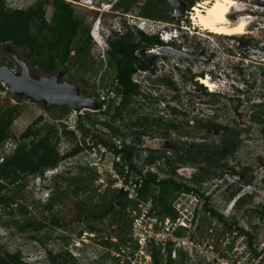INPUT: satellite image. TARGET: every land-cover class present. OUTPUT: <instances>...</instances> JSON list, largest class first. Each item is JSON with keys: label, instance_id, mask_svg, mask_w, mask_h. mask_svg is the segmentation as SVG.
<instances>
[{"label": "rangeland", "instance_id": "rangeland-1", "mask_svg": "<svg viewBox=\"0 0 264 264\" xmlns=\"http://www.w3.org/2000/svg\"><path fill=\"white\" fill-rule=\"evenodd\" d=\"M37 1L7 0V3L12 8L26 9ZM64 1L72 5L75 14L90 28V35L91 37L93 35L95 40L92 38L93 45L89 59L79 63L75 62V59H71L68 70L60 69L63 72L61 80L77 85L80 91L86 90L87 96L99 104L104 102L102 110H105L109 104L118 106L121 102V94L114 90L117 80L107 56L108 40L107 38H98L100 35L97 28L105 26L106 22H110V19L113 18L117 29L121 30L122 34L126 32L127 28L122 24V20L125 19L124 14L127 12L126 7L118 5L129 3V0H111L110 2L108 0L107 5L99 3L98 0ZM187 1L191 2L192 0ZM204 1L195 2L194 6L197 3H204ZM237 2L240 6L238 10L232 11L229 18L234 22L241 15H250L249 33L232 37L209 34V32L195 27L189 19L190 24L180 23L181 26L188 27V37L180 39L181 41H177V44L181 43L189 50L203 48L205 53L210 54L212 58L209 61L202 60L195 63L156 59V65L162 69V74L174 76L180 85L181 91L177 94L180 95V100L176 104L185 115L175 116L173 113L165 111L167 107L165 101H170V97L162 99L160 106L157 107L142 94L137 98L134 97L130 104L122 107L121 116L118 118L112 119L110 115L102 113L100 109L91 111V119L110 121L115 127L120 128L123 135L113 136L103 125L97 124L91 127L89 121H84L87 128L90 126V132L85 141L89 146H93L95 136H102L110 139L116 145L129 144L135 140L138 131L147 130V133L141 136V144L138 146L139 155L134 158L137 168L144 175L152 172L159 179L173 176L179 182L194 185L199 191L198 194L210 198V207L223 216L228 224L237 222L240 228L252 233L254 247L258 251H262L263 254L264 134L261 131L262 126L252 121V116L264 114V56L257 58L255 55H249L247 51L248 47L264 51V33L262 32V28H264V0H237ZM144 3L145 0H138L136 5L129 7L128 14L131 17L128 16L127 20L131 25L144 19L143 17L136 18L138 14L140 15V8ZM98 8H101L104 13L96 12L99 10ZM51 14L52 8L47 5L48 20ZM134 25L131 27L132 33L134 39L138 41L139 35ZM177 26L175 25V27ZM168 28L173 29L174 26L172 28L171 25H168ZM156 30L157 28L154 30V34H156ZM5 47V44L0 45V65L8 66V63L12 62V69L19 72L20 67L16 65L12 57L17 54L20 59L26 60L25 51L15 49L14 52L7 53ZM74 55L75 51L72 52V56ZM140 56L145 58L143 53H140ZM150 60L152 61V58ZM175 63L182 70L192 66L194 70H202L208 74L206 76L214 86L212 91L197 81L203 87L202 92H197L195 87L193 88L190 83L183 80V74L173 72ZM29 68L33 77L45 75L38 67L29 64ZM206 76L203 78H207ZM137 77L138 73L132 76V80L137 81ZM142 91L150 93V90H146L145 86ZM163 93L171 96L175 94L173 91L169 93L167 90H163ZM195 97H199L198 102H202V105L198 103L192 108L190 99L193 98L196 101ZM14 104L20 105L21 109L20 116L11 127V133L15 137H19L40 116L44 119L42 124L45 122L58 123L53 115L55 107H47L44 102L38 103L24 96L18 98L8 86H3V89H0V116L7 107ZM195 108L199 109L197 113ZM84 112L72 110L62 120L63 124H66L71 130L73 123L77 122L79 116ZM197 120L205 121L209 128L207 130L197 128ZM139 121H141L140 124ZM170 123L177 124L178 128L168 130L167 125ZM215 124L227 125L236 130L237 138L240 141L239 147L233 155L226 160L208 165L212 171L221 176H209L196 182L193 176L199 171L189 164L178 165L175 173H172V167L177 165L175 153L183 151L186 147L185 144H193L194 149L196 147L200 150H207L213 143L221 142L224 134L222 131H216ZM77 137V142L83 138L81 134H78ZM157 140H164L168 147L161 148L156 142ZM17 143L18 141L13 138L7 141L0 149V156L11 153ZM74 145L75 141L61 137L58 150L60 154H64ZM148 150L164 152L168 159L147 164L145 160L149 154ZM113 162L121 164V161H117L111 152L102 146H94L92 149H87L60 163L57 171H46L43 177L39 175L27 176L20 184L8 189L7 196L16 195L18 197L16 203L11 204L9 208L0 204V251L19 253L26 264H51L47 258L48 251H52L54 254L64 253L66 242L71 238L67 248L73 255V259L67 264H112L115 263V259L119 260V264L120 262L128 264V256L132 253L135 245V239L131 232L123 231L121 233L118 230V226L121 224L113 223L111 216L96 223L88 219V215L92 211L96 213L102 211V206L94 205L102 204L103 197L116 199L113 191L118 189L116 187L118 183L108 171V166ZM203 165L205 164H201V166ZM245 168L247 171H244ZM117 170L121 173L120 168ZM57 174H62L61 176L64 178L80 175L88 187L79 196H75L72 193L75 185L69 184L67 181H52ZM124 174L121 173V177ZM132 174L134 175L136 172ZM94 177L96 180L90 183ZM251 177H253L252 182L247 184L246 181ZM49 184L51 188L46 190L45 186ZM238 188H240L239 195L248 196L247 203L240 209L234 207L235 199L230 200L229 198L231 193ZM153 193L157 194L156 187L153 188ZM142 199L151 201V196L148 199ZM49 201L54 203L52 211L45 210ZM83 202L86 207L82 205ZM172 206L177 213L176 218L171 217L173 221L175 220L176 225L173 227L172 234L166 239V245L164 247L160 245L163 249V264H264V254L257 259L253 258L247 247L246 237L237 236L220 221L209 216L204 211L203 200L198 195L180 193L172 199ZM136 213H138L137 208L131 205L128 208L131 220ZM152 215L157 216L156 212ZM54 216L66 220L69 227L64 230L54 229L51 226V218ZM159 218L165 217L160 216ZM32 220L44 221L46 227L38 232L28 228L24 229V224ZM93 224L101 229L100 233L89 232V226ZM149 229L147 226V230ZM81 230L83 233L80 235ZM103 238H108L114 247L123 249L122 255L116 257V249L110 248L108 251L103 248L100 245V239ZM76 244L78 248H75ZM127 246H132V249L125 248Z\"/></svg>", "mask_w": 264, "mask_h": 264}, {"label": "trees", "instance_id": "trees-1", "mask_svg": "<svg viewBox=\"0 0 264 264\" xmlns=\"http://www.w3.org/2000/svg\"><path fill=\"white\" fill-rule=\"evenodd\" d=\"M201 0H192L190 6H194L195 2ZM136 0H129V3H120L118 6L129 8ZM163 0H158L154 3L153 0H148L141 6L140 16L150 19H160L163 21H172L167 16L163 15ZM52 8L50 19L46 16V6ZM153 12L152 10H154ZM140 40L136 41L132 33H114L108 38L109 49L107 56L109 63L113 67V72L117 83L114 90L121 94V102L118 106L109 104L105 110H102L105 103L100 104L102 113L110 115L112 119L121 116L122 107L130 104L131 100L137 94L136 86L132 80V76L138 68H148L147 64L141 60L137 55V51L142 47H152L153 45H163L164 42L158 36L149 37L140 32ZM101 39V38H100ZM5 44V51L12 53L15 49H22L25 51V58L33 67H38L45 75H52L61 68L69 69V62L75 59V62H82L89 59L92 51V37L90 35V28L84 24V21L77 17L75 11L70 3L64 0H38L35 4L26 9L12 8L7 0H0V45ZM75 55L72 56V52ZM12 69L13 63H8ZM87 83V82H86ZM0 89L3 86L0 85ZM83 96H87V91H81ZM29 99L27 96H24ZM72 110L68 107H55L53 112L54 117L58 123L50 124L44 121L40 116L35 119L19 137H15L11 133V127L14 121L20 116V105L14 104L7 107L0 116V149L10 139L18 141L15 149L9 153L0 156V204L9 208L15 204L18 196H7L8 189L20 184L27 176L39 175L44 176L47 170L55 169L60 163L74 157L87 149L92 147L102 146L107 151L111 152L114 157H119L121 164L115 163L117 168H120L121 173L124 172V166L128 165L130 171L136 172L141 177L140 195L144 199L151 196L152 214L156 212L158 217H172L176 218L177 213L172 206V199L180 194H195L198 195L204 204V211L212 218L220 221L227 229L236 233L237 236H245L247 247L252 254V257L257 259L261 257L262 251H258L254 247V235L247 232L238 226V223L228 224L227 220L210 207V198L198 194L199 191L194 185H189L179 182L168 176L167 178L159 179L155 173L148 172L145 175L134 164V158L138 154V146L141 144V136L147 133V130L138 131L135 140L129 144L123 143L116 145L110 139L102 136H95L93 146H89L85 139L90 130L89 127H94L97 124L106 127L113 136L123 135L120 128L113 125L112 122L91 119V112L85 111L77 120L78 134L83 137L81 141L77 142V134L73 130H69L62 120L71 113ZM89 121L90 126L87 128L85 122ZM252 121L262 126L261 131L264 134V114H254ZM139 124L141 121L138 122ZM219 132H223L224 138L220 143L212 144L207 150H200L195 147L191 148L189 145L183 151L176 152V163L172 167V173L178 168V165H191L198 169L199 173L193 176L196 182L209 176L218 175L212 171L208 166L212 163L226 160L233 155L239 147L240 141L237 138L236 130L227 125L216 124ZM201 127L207 130L209 126L202 120ZM247 131V130H245ZM61 137H67L71 141H75V145L66 153L60 154L58 150V143ZM211 149V150H209ZM149 154L145 160L147 164H154L159 160L168 159L164 152H155L148 150ZM168 162V161H167ZM201 164H205L201 166ZM244 171H247L245 168ZM62 174H57L53 177V182L67 181L73 184V195L79 196L86 190V183L79 175L76 177L64 178ZM91 179L90 183L95 181ZM253 177L247 180L250 184ZM51 181V180H50ZM46 190L50 189V184L45 186ZM157 188V194L153 193V188ZM240 188L233 191L230 195V200L235 199L233 205L236 209L242 208L246 203L248 196L239 195ZM116 199H108L103 197V203L94 205L102 206L101 212H91L88 219L93 223L102 222L106 217L111 216L112 222L121 224L118 230L122 233L132 231V220L128 214V208L131 207L130 202L126 197L120 198L117 195V190L113 191ZM16 194V193H14ZM65 194V193H63ZM237 195H239L238 198ZM82 205L86 207L83 202ZM54 207L53 201H49L45 210L52 211ZM232 225L234 229L232 230ZM51 226L54 229L64 230L69 227L66 220L54 216L51 218ZM46 227V222L32 220L24 224V229L28 228L32 231L38 232ZM89 232L92 234L100 233L101 229L94 224L89 226ZM85 232V231H84ZM83 230L80 231V235ZM101 237V236H100ZM72 239L70 238V241ZM70 241L66 242V250L64 253L54 254L48 251L47 258L51 264H67L73 255L67 248ZM100 245L110 251V248L119 251L118 247H114L108 238L100 239ZM1 249V248H0ZM162 248L154 245L152 248V263H162ZM108 256L110 254H107ZM0 264H26L19 253H7L0 251Z\"/></svg>", "mask_w": 264, "mask_h": 264}, {"label": "flooded vegetation", "instance_id": "flooded-vegetation-1", "mask_svg": "<svg viewBox=\"0 0 264 264\" xmlns=\"http://www.w3.org/2000/svg\"><path fill=\"white\" fill-rule=\"evenodd\" d=\"M137 1L138 0H136V2H134L132 5L133 6L136 5ZM163 1H164V3L161 4L163 6L162 8H164L163 9V15L172 19V21H163L160 19H150V18H146V20L157 22V23H163L164 25H171V27H173L175 25L181 26L180 23H182V22L190 24L189 18H190V14L192 13V7H193V6H190V1L182 0L185 3L184 8H183L184 9V12H183L184 15H183L182 19H173L172 15L174 13V9L172 8V6L170 5L169 2H167L166 0H163ZM98 9L99 10H96V12L100 13L101 8H98ZM125 9L127 12H126V14H124L125 19H123L122 22H124L125 20H126V22H128L127 18H128V16H130L128 14V10H130V8H125ZM152 11L155 12V8ZM140 17L141 16L138 14L136 18H140ZM125 27L127 28V30L122 35H124L125 33H128V32L129 33L133 32L132 28L127 26V24L125 25ZM140 32H142L143 34L148 36L143 31H137V33L139 35V40L141 37ZM209 34H212V33H209ZM153 36H155V35H150L149 37H153ZM187 37H188L187 35H180L179 38L172 39V41H169L168 43L162 41V42H164L163 45H153L152 47H142L137 51V55L144 62H145V60H144L145 58L141 57L140 53H143L145 56L147 53H150V54H153V57H152V61L149 60L150 61L149 64L145 62L147 64L148 68H141L140 67L134 73V74L138 73L137 81L133 80V82L136 86V89H137V94H135V96H134L135 98L142 96V94H144V97H148L149 100H151L157 107H159L161 102H162V99H165L166 97H170L171 98L170 101H165L167 103V107L165 108V111H169V112L173 113L175 116L185 115L182 112V110L180 109V107L176 104V102H178V100H180L179 99L180 95H177L181 91L180 85L176 82V79L174 76L171 77V76H167L165 73L162 74V72H161L162 69H160L159 66L156 65V59H161V60H165V61H171V59H173V60H176L177 62L179 61L182 63H187V62L195 63V62H200L202 60H208L209 61L212 58V56L210 54L205 53L203 48H200L198 50L197 49L189 50L186 47H184L181 43L177 44V41L180 42L181 41L180 39H186ZM98 38H100V37L98 36ZM133 38H134V34H133ZM145 49H146V51H145ZM251 49H253V48L248 47V51ZM161 50H162V53L159 52ZM139 51H141V52H139ZM167 51H168V53H167ZM174 67L175 68L173 69V72H180V74H183L184 75L183 80H185V82H187V83H190L193 86V88L195 87L197 89V92L203 91L202 85L198 84L197 81H199V78H203L204 76H206L208 74H206L202 70H194V68L192 66H190L188 69L184 68V70H182L180 68V66L177 63H175ZM164 72H165V69H164ZM210 78H212V77L210 76ZM144 83H145V85H144ZM144 86H145L146 90L147 89L150 90V93L147 94L146 92L142 91V88ZM165 89L169 93L171 91H173L175 94L173 96H171L169 94L165 95V93H163V90L166 91ZM189 95H190V93H189ZM195 98H196L195 99L196 101H194L193 98L190 99V103L192 104V106H191L192 108H194L195 105L197 106L198 103H200L199 105H202V102H198L199 97H195ZM195 109H196V113H197L199 111V109L198 108H195ZM196 124H197V126H196L197 128H200L201 130H203L201 127L202 120H197ZM167 128H168V130L169 129L176 130L178 128V126L175 123H170L167 125ZM215 128H216V131L218 132L216 124H215ZM185 146H188V144H185ZM189 146L194 149L193 144H190Z\"/></svg>", "mask_w": 264, "mask_h": 264}, {"label": "built area", "instance_id": "built-area-1", "mask_svg": "<svg viewBox=\"0 0 264 264\" xmlns=\"http://www.w3.org/2000/svg\"><path fill=\"white\" fill-rule=\"evenodd\" d=\"M135 26L136 31L139 30L146 34H154V30L158 25L153 21L141 19L139 23H135ZM182 28L189 32L188 27L183 25ZM117 31L121 33V30L117 29ZM110 33V30H106L105 35L100 37L102 39L108 38ZM172 37H180V32L175 26L170 33H167L166 31L160 33V38L166 43H168ZM76 125L77 122H74L71 126V130H73L78 135ZM116 159L117 161L120 160L119 157H116ZM0 161H2L1 158ZM56 169L57 168L47 171H57ZM108 171L112 178L117 180V190L122 189L124 193L123 197H126L132 207L137 208L138 210V213H136L132 220L131 235L135 239V245L132 253L129 254L130 256H128V264H153L152 248L154 245H161L163 247L166 245V239L172 234L173 227L176 225L174 222L175 220L173 221V219L170 217L159 218L158 216L152 215L151 201L143 200L140 195V187L142 182L141 177L137 173L131 175L133 171L129 170L128 165L124 166L123 173L125 174L124 176L122 175V177L114 162L108 166ZM147 226L150 228L149 230H147ZM75 248H78L77 244ZM125 248L132 249V246H127ZM123 252V249L119 248V251H116V257H120ZM112 264H119V260L115 259V263ZM120 264H122V262H120Z\"/></svg>", "mask_w": 264, "mask_h": 264}, {"label": "water", "instance_id": "water-1", "mask_svg": "<svg viewBox=\"0 0 264 264\" xmlns=\"http://www.w3.org/2000/svg\"><path fill=\"white\" fill-rule=\"evenodd\" d=\"M166 1L174 9L172 18L182 19L185 3L182 0ZM262 32L264 33V28H262ZM248 54L262 58L264 51L253 48L248 51ZM152 57L153 54L147 53L144 59L145 62L149 64ZM12 59L20 67V71L15 72L7 65H0V85L8 86L18 98L27 96L32 101L44 102L47 107H68L75 112H91L100 109V104L89 96H83L77 85L61 80L62 70H58L52 75L33 77L29 64L25 59H20L17 54H14ZM156 142L161 148L168 147L164 140H157ZM117 195L122 198L124 195L123 190H117Z\"/></svg>", "mask_w": 264, "mask_h": 264}, {"label": "bare ground", "instance_id": "bare-ground-1", "mask_svg": "<svg viewBox=\"0 0 264 264\" xmlns=\"http://www.w3.org/2000/svg\"><path fill=\"white\" fill-rule=\"evenodd\" d=\"M239 6L237 0H205L204 3L193 6L189 19L202 31L226 37L243 36L249 33L251 16L241 15L234 22L229 18L232 11L238 10ZM159 52L162 53V50ZM199 82L209 88V91L214 88L208 77L199 78Z\"/></svg>", "mask_w": 264, "mask_h": 264}, {"label": "clouds", "instance_id": "clouds-1", "mask_svg": "<svg viewBox=\"0 0 264 264\" xmlns=\"http://www.w3.org/2000/svg\"><path fill=\"white\" fill-rule=\"evenodd\" d=\"M111 0H109V2H110ZM98 2L99 3H103V4H108V0H98ZM105 2V3H104ZM116 4V3H115ZM114 4V5H115ZM113 5V6H114ZM101 13H104L103 12V10L102 11H100ZM100 13V14H101ZM110 13V12H109ZM106 22V21H105ZM158 26L156 27L157 28V30H156V34H154L155 36H158L159 38H160V33L161 32H163V31H166L167 33H170L171 31H172V29H169L168 28V25H164L163 23H157V22H155ZM123 24V26H125L126 24H127V26H129V27H132V25H134V24H130L129 22H126V20L122 23ZM134 27L136 28V26L134 25ZM183 27V26H182ZM181 26H177V29L179 30V32H180V35H187V33H188V31H186L184 28H182ZM98 29V32H99V35L101 36V37H103L104 35H105V31L106 30H110V36L112 35V34H114V33H120V32H118L117 31V25L115 24V21H113V18L112 19H110V22H106V25L105 26H103V27H101V28H97ZM139 31V30H138ZM109 36V37H110ZM108 37V38H109ZM92 38L94 39V37H93V35H92ZM108 38H107V40H108ZM172 39H177V38H171L170 39V41H172ZM95 40V39H94ZM160 40L161 41H164L163 39H161L160 38ZM96 42V41H95ZM165 42V41H164ZM97 43V42H96Z\"/></svg>", "mask_w": 264, "mask_h": 264}, {"label": "crops", "instance_id": "crops-1", "mask_svg": "<svg viewBox=\"0 0 264 264\" xmlns=\"http://www.w3.org/2000/svg\"><path fill=\"white\" fill-rule=\"evenodd\" d=\"M148 1V0H145ZM154 3L158 2V0H153ZM145 4V3H144ZM122 7V6H121ZM124 7V6H123ZM164 9V8H163ZM144 19H146L145 17H143Z\"/></svg>", "mask_w": 264, "mask_h": 264}]
</instances>
